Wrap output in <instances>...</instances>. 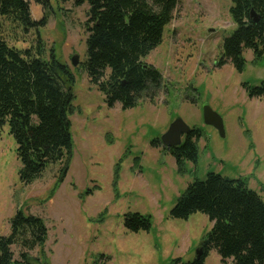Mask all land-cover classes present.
<instances>
[{
	"label": "rangeland",
	"instance_id": "rangeland-1",
	"mask_svg": "<svg viewBox=\"0 0 264 264\" xmlns=\"http://www.w3.org/2000/svg\"><path fill=\"white\" fill-rule=\"evenodd\" d=\"M231 3L178 0L162 43L144 59L161 73L160 86L148 87L136 107L127 110L119 103L108 108L82 70L87 4L51 0L44 8L30 0L31 18L41 21L46 16L38 33L3 21L2 35L9 46L32 50L39 36L42 58L53 54L74 77L72 158L64 181L52 194L61 165L48 166L38 179L24 185L8 124L0 131V236L9 235V221L17 209L40 217L47 240L42 248L28 251L31 264L193 261L211 223L200 213L187 220L174 219L170 211L191 183L205 180L209 173L245 180L264 201V97L249 98L242 87L264 82V53L255 62L252 51L245 50L241 73L229 61L219 65L223 40L235 28ZM204 106L222 119L223 138L204 124ZM176 119L202 135L197 142L198 161L184 163L182 175L160 141ZM155 140L159 142L153 144ZM134 213L150 219L149 231L126 229L125 215ZM11 249L14 261L20 262L21 248ZM205 264H222L215 250Z\"/></svg>",
	"mask_w": 264,
	"mask_h": 264
},
{
	"label": "trees",
	"instance_id": "trees-1",
	"mask_svg": "<svg viewBox=\"0 0 264 264\" xmlns=\"http://www.w3.org/2000/svg\"><path fill=\"white\" fill-rule=\"evenodd\" d=\"M46 8L51 0H34ZM76 6L87 4L85 60L82 70L89 82L103 94L108 108L119 103L122 110L135 108L139 96L148 87H159L161 73L144 59L162 43L164 28L171 22L178 0H73ZM253 12L258 21L251 16ZM230 18L233 32L223 40L222 59L241 73L245 50L252 51L255 62L264 53V0H232ZM3 21L23 31L45 26L31 18L30 0H0V131L8 124L21 163L19 180L24 185L38 179L44 170L60 164L54 192L65 179L72 158L70 115L74 96V77L53 54L42 58L38 36L36 47L25 51L9 46L2 35ZM249 98L264 97V82L259 86L243 84ZM199 129H191L178 147L168 151L180 175L186 162L198 161ZM159 142L155 140L153 144ZM243 179H229L209 173L195 180L177 199L170 216L187 220L200 213L211 223L201 244L200 258L171 264H205L211 250L222 264H264V201ZM10 233L0 236V264H31L28 251L42 248L47 228L40 217L24 215L20 209L9 221ZM127 230L149 231L150 219L139 213L124 218ZM21 248V261H14L11 247Z\"/></svg>",
	"mask_w": 264,
	"mask_h": 264
},
{
	"label": "water",
	"instance_id": "water-1",
	"mask_svg": "<svg viewBox=\"0 0 264 264\" xmlns=\"http://www.w3.org/2000/svg\"><path fill=\"white\" fill-rule=\"evenodd\" d=\"M251 16L255 22L258 21L257 16L251 12ZM72 64H77V56L72 58ZM202 118L205 125L214 127L223 138L224 134V125L222 119L215 114L209 106H204L201 111ZM191 129L180 119H176L173 123L170 124L167 132L160 138L161 143L166 148L178 147L182 143L183 136H186ZM203 253V246L200 244L195 250V258L198 259Z\"/></svg>",
	"mask_w": 264,
	"mask_h": 264
},
{
	"label": "crops",
	"instance_id": "crops-1",
	"mask_svg": "<svg viewBox=\"0 0 264 264\" xmlns=\"http://www.w3.org/2000/svg\"><path fill=\"white\" fill-rule=\"evenodd\" d=\"M11 218H12V217H11ZM11 218H10V219H11Z\"/></svg>",
	"mask_w": 264,
	"mask_h": 264
},
{
	"label": "flooded vegetation",
	"instance_id": "flooded-vegetation-1",
	"mask_svg": "<svg viewBox=\"0 0 264 264\" xmlns=\"http://www.w3.org/2000/svg\"><path fill=\"white\" fill-rule=\"evenodd\" d=\"M183 142V141H182Z\"/></svg>",
	"mask_w": 264,
	"mask_h": 264
}]
</instances>
